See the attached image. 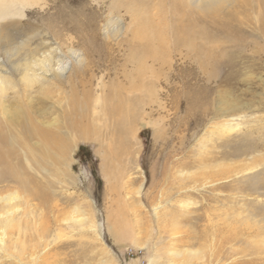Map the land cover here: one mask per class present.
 Returning <instances> with one entry per match:
<instances>
[{"label":"rangeland","instance_id":"1","mask_svg":"<svg viewBox=\"0 0 264 264\" xmlns=\"http://www.w3.org/2000/svg\"><path fill=\"white\" fill-rule=\"evenodd\" d=\"M167 2L148 0V15L158 22L162 35L160 19L165 24L170 19ZM45 3L25 17L28 30L39 28L47 34H42L41 42H48V48L35 40L34 54L50 50L59 62L55 66H68L67 74L71 66H84L76 57L86 51L85 41L91 38L96 49L104 42L116 48L114 71L122 72L119 65L127 54L120 41H130L126 28H132L123 6L129 3ZM159 7L158 18L154 14ZM58 12L67 28L83 29L87 22L90 27L78 34L64 30ZM115 17H120L121 29L113 37L110 22ZM240 30L229 34L243 38L244 32H251L246 27ZM162 35L155 43L160 60H140L146 65L141 77L151 92L140 94L134 139L122 151L104 138L102 129L100 145L71 141L69 148L61 149L63 160L36 147L40 160L26 163L24 148L14 146L16 159L11 157L10 162L26 176L28 188L8 184L2 193L14 195L2 207L19 208L17 218L28 212L19 222L23 242L26 246H37L40 238L45 242L44 264H264V256L252 250L264 246V235L253 234L254 228H264V38H245L249 47L224 53L226 61L240 60L238 65L198 69L171 53L172 40ZM121 78L117 80L122 83ZM31 189L44 196L35 198ZM12 197L24 198L27 206ZM228 229L235 233L234 240ZM2 253L0 264H17Z\"/></svg>","mask_w":264,"mask_h":264},{"label":"bare ground","instance_id":"2","mask_svg":"<svg viewBox=\"0 0 264 264\" xmlns=\"http://www.w3.org/2000/svg\"><path fill=\"white\" fill-rule=\"evenodd\" d=\"M116 1V5L119 2L122 6L129 3L124 5L123 9L132 24L131 29L126 28L131 35L130 41H120L121 44L124 43L127 54L119 65L123 69L122 72L114 71L118 58L112 56V53L116 48L111 49L113 46L104 42L102 48L96 49L92 46L95 43L88 38L85 41L87 46H84L86 51L76 57V62H84V66H71L65 74L68 66H55L59 62L53 59L50 50L41 52L40 56L34 54L35 48H32V44L35 40H40V44L48 48V42H41L42 34H47L39 28L28 30L25 25L28 11L42 8L46 4L45 0H0V208L14 195L5 194V191L2 193L8 184H16L23 191L28 188L29 181L26 176L18 173L10 162L11 157L15 158L14 146L21 145L24 148L22 156L25 162L29 163L32 159L40 160L41 156L35 150L36 147H41L42 152L53 153L57 160H63L61 149L71 146V141H91L100 145L101 129L105 131L104 138L117 144L119 151L134 139L141 105L140 94L151 89L141 77L146 65L141 66L140 60L143 59L144 62L149 59L153 62L156 59L158 50L155 43L161 39L162 34L158 22L148 15V0ZM167 3L170 19L166 24L160 19L165 31L163 35H168L172 40L171 53L177 55L185 65L197 66L198 69L208 65H238L240 60L226 61L224 53L235 54L249 47L245 38H264V0H168ZM219 3L222 4L210 8ZM188 4L191 6L190 10L187 8ZM208 8L212 10L206 11ZM158 11L154 16L159 18L160 7ZM57 17L62 20L60 12ZM115 18L110 22L114 27L111 32L113 37L117 36L121 29L120 17ZM66 25L62 20V29L77 34L90 27L88 22L81 26L83 29L75 25L67 28ZM240 27L249 28L251 32H244L243 38L229 34L230 30L241 31ZM250 27H255L254 31ZM218 39L221 41L218 42ZM213 43H218L219 46H210ZM88 45L92 47L89 48ZM157 60H160V57L155 61ZM241 63H244L243 60ZM10 64L12 65L7 66ZM126 66L131 67L129 72L124 70ZM119 76L123 78V84L118 82ZM105 79L108 81L104 82ZM106 157L104 155L102 162L105 170ZM40 195L33 192L35 198ZM17 199L27 206L28 202L24 198L12 197L10 200L15 202ZM4 210L0 212V250L12 257L17 264H44L46 258L41 255L44 253L41 251L46 247L45 242L41 238L37 246L33 245L34 243L26 246L23 242L19 222L23 221L22 217H26L28 212L25 210L24 214L17 218L15 212H18L19 208ZM226 231L232 235L230 240L236 238L235 233H231L233 230ZM253 234L256 238L263 236L264 228H254ZM252 250L254 254L264 256V246L257 245Z\"/></svg>","mask_w":264,"mask_h":264}]
</instances>
